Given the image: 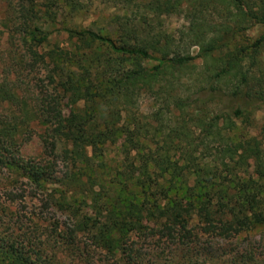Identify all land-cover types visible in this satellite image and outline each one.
Masks as SVG:
<instances>
[{
    "label": "trees",
    "instance_id": "16d2710c",
    "mask_svg": "<svg viewBox=\"0 0 264 264\" xmlns=\"http://www.w3.org/2000/svg\"><path fill=\"white\" fill-rule=\"evenodd\" d=\"M8 1L23 54L0 73V168L67 212L60 248L87 237L95 251L148 264L131 238L192 248L202 237L264 229V127L237 133L264 107V0H120L139 14L116 17V37L65 26L64 46L52 43L51 28L84 0ZM166 15L186 20L173 51L171 37L150 39ZM144 93L159 102L149 114L139 107ZM32 120L63 173L22 158ZM112 147L120 160L104 173ZM77 251L72 264L85 261ZM57 254L46 241L0 231V264H64Z\"/></svg>",
    "mask_w": 264,
    "mask_h": 264
},
{
    "label": "rangeland",
    "instance_id": "374dc122",
    "mask_svg": "<svg viewBox=\"0 0 264 264\" xmlns=\"http://www.w3.org/2000/svg\"><path fill=\"white\" fill-rule=\"evenodd\" d=\"M141 2L145 0H135ZM131 2L120 0H84L79 11L70 13L67 7L61 11L65 14L58 16L55 28H51L52 43H66L67 35L63 27L89 28L95 31L104 30L111 37H116V17L133 18L138 16L139 8ZM186 25V20L179 15H166L154 23L156 38L163 43L165 37H171L173 44L171 50L182 45L178 39L179 31ZM261 32L260 27L248 31V36L256 38ZM19 34L14 22V16L8 0H0V73H4L5 61L10 62L15 57H20L22 49L19 47ZM192 54H197L198 48H190ZM8 71V70H7ZM6 71V73H7ZM28 72V71H25ZM12 76L16 78V75ZM29 80L31 77H28ZM23 79H25L23 77ZM26 81H28L26 79ZM158 100L151 93H144L139 98L140 109L149 114L158 108ZM243 105V103H240ZM251 115V125H240L238 134L258 136L264 127V107L257 105ZM3 113V109H0ZM5 113H8L6 111ZM31 131L24 138L21 147V156L25 161L32 163L55 164V170L63 173L62 160L59 151L48 148L43 140L44 128L39 121H30ZM118 149L112 147L109 156L99 163L100 171L107 172L118 158ZM104 172V173H105ZM57 190L60 188L57 187ZM54 196L59 191L53 192ZM53 204V205H51ZM55 205V206H54ZM69 223L67 212L56 206L52 200L47 203L46 198L32 188L20 175L0 168V231L7 237L30 235L38 242L46 241L50 249L57 251V256L65 261L64 264L76 262L77 250H85V261L81 264H128L125 259L121 261L109 257L105 253L95 251L88 247L87 237H79V243H74L60 248L61 236L66 224ZM130 242L136 247L138 253L145 258L148 264H264L255 262L250 257L262 258L264 255V229L243 235L239 239H221L202 237L200 244L192 248L181 246L172 248L166 242L150 244L144 248L143 240L131 238ZM91 252L90 255L88 253ZM146 253V256H145ZM261 255V256H258ZM264 257V256H263ZM264 259V258H263Z\"/></svg>",
    "mask_w": 264,
    "mask_h": 264
}]
</instances>
